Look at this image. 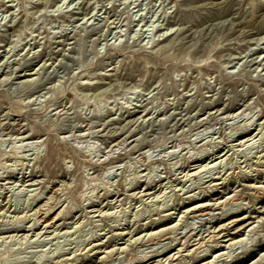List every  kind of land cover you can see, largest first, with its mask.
Listing matches in <instances>:
<instances>
[{
  "label": "rangeland",
  "instance_id": "1",
  "mask_svg": "<svg viewBox=\"0 0 264 264\" xmlns=\"http://www.w3.org/2000/svg\"><path fill=\"white\" fill-rule=\"evenodd\" d=\"M263 35L264 0H0V264H264Z\"/></svg>",
  "mask_w": 264,
  "mask_h": 264
},
{
  "label": "bare ground",
  "instance_id": "2",
  "mask_svg": "<svg viewBox=\"0 0 264 264\" xmlns=\"http://www.w3.org/2000/svg\"><path fill=\"white\" fill-rule=\"evenodd\" d=\"M88 13V12H87ZM171 29V28H170ZM167 32V31H166ZM161 35V34H160ZM264 36V35H263ZM262 133V130H259V131H257V133L256 132H253V131H249V132H246L244 135H242L241 137H240V141H239V143L241 144V143H243V144H252V143H254L255 141H257V140H255V138L256 137H258L260 134ZM253 141V142H252ZM258 142H259V145H263V143H264V137H262L261 135L259 136V138H258ZM225 153H223V155H224ZM27 179H24V176H23V181H26ZM28 180H31V183H29L30 185L31 184H35V183H33L34 182V178L32 177V178H30V179H28ZM27 182V181H26ZM28 184V183H27ZM230 197V196H229ZM229 197L227 196V197H224L222 200H220V199H218V200H215V201H213V202H211V199H201V200H199V201H197L196 203H194V204H192L191 206H190V209L191 210H193V211H206V210H212L213 208H219L220 206L222 207V206H224L225 205V203L227 202V200L229 199ZM7 204V203H6ZM1 209V208H0ZM51 209V208H50ZM50 209L48 208L47 209V211L46 212H48V210L50 211ZM62 210V209H61ZM61 210L59 211V212H61ZM189 209H187V211H188ZM36 211V210H35ZM39 211V210H38ZM208 211H207V213H208ZM210 212V211H209ZM205 213V212H204ZM46 214V213H45ZM209 214V213H208ZM198 215H199V213H198ZM201 215H202V213H201ZM219 219L222 217V216H217ZM214 218V217H213ZM38 220H40V218L39 219H35L34 220V222L32 223V225H30V227H22V228H20V229H13V230H17V231H20V230H28V231H37L38 230V228H41V230L39 231V232H37V234H39L45 227H50V226H55V221H53V220H51V221H47L46 219L43 221L44 223H46V226L44 227V228H42V227H40L39 225H37V221ZM175 226H176V224H174V223H170V224H166V225H163V226H161L160 227V229H156L155 230V232L154 233H157V232H160V233H163V232H167L168 230H171V229H173V228H175ZM252 228H254V227H252ZM252 228H250V230L249 231H252L253 229ZM57 229H59V226H56V227H54V230L53 231H55V230H57ZM62 229V228H61ZM52 231V232H53ZM151 232V231H150ZM24 234V233H23ZM151 234H153V232L151 233ZM189 234L190 235H192L193 234V231L192 230H190V232H189ZM27 235V234H26ZM193 236H194V234H193ZM186 237V236H185ZM228 239H232L233 241H229V243H227V245L229 244V246H231L232 244H236V243H241V242H243L246 238H245V235H243V236H240V237H236V238H228ZM227 239V240H228ZM186 242V241H185ZM170 247H173L174 246V244H170L169 245ZM225 246V245H224ZM223 254V253H222ZM212 261V260H211ZM210 260L209 261H207V262H205V263H199V264H207V263H210L211 262Z\"/></svg>",
  "mask_w": 264,
  "mask_h": 264
}]
</instances>
